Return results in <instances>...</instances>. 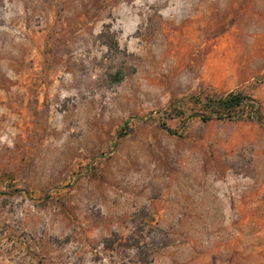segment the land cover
I'll return each instance as SVG.
<instances>
[{
  "label": "rangeland",
  "instance_id": "rangeland-1",
  "mask_svg": "<svg viewBox=\"0 0 264 264\" xmlns=\"http://www.w3.org/2000/svg\"><path fill=\"white\" fill-rule=\"evenodd\" d=\"M0 264H264V0H0Z\"/></svg>",
  "mask_w": 264,
  "mask_h": 264
},
{
  "label": "trees",
  "instance_id": "trees-1",
  "mask_svg": "<svg viewBox=\"0 0 264 264\" xmlns=\"http://www.w3.org/2000/svg\"><path fill=\"white\" fill-rule=\"evenodd\" d=\"M206 108L211 114L202 113L200 116L203 120L209 121L215 116L218 119H232L235 111L242 105L250 106L257 116L259 113L258 103L249 96L240 92H229L225 95H215L207 99ZM252 111V112H253Z\"/></svg>",
  "mask_w": 264,
  "mask_h": 264
}]
</instances>
